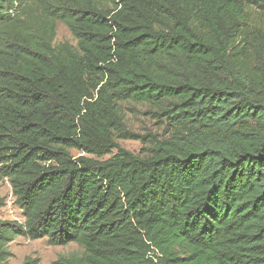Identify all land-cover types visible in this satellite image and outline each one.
<instances>
[{
    "label": "trees",
    "instance_id": "obj_1",
    "mask_svg": "<svg viewBox=\"0 0 264 264\" xmlns=\"http://www.w3.org/2000/svg\"><path fill=\"white\" fill-rule=\"evenodd\" d=\"M0 178V264H264V0H0Z\"/></svg>",
    "mask_w": 264,
    "mask_h": 264
},
{
    "label": "rangeland",
    "instance_id": "obj_2",
    "mask_svg": "<svg viewBox=\"0 0 264 264\" xmlns=\"http://www.w3.org/2000/svg\"><path fill=\"white\" fill-rule=\"evenodd\" d=\"M68 42L75 45L68 29L61 23H57L55 44ZM126 126L129 130L138 134L157 133L161 134L163 129L160 124L152 120L145 114L146 108L142 105L126 104L123 106ZM119 145L127 151L136 155H143L145 146L134 140H119ZM77 156V152L73 151ZM110 156H105L107 159ZM0 197L4 205L0 208V220L9 222L23 223V213L14 203L15 198L12 195L11 187L6 178H0ZM11 252L9 264H21L25 258L38 259L39 264H51L58 256L71 253H80L81 249L75 244L67 246H51L45 239L30 240L24 237H16L8 246Z\"/></svg>",
    "mask_w": 264,
    "mask_h": 264
}]
</instances>
